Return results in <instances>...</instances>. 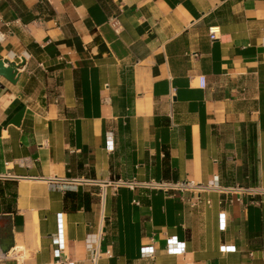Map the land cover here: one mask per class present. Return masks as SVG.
Segmentation results:
<instances>
[{
	"label": "crops",
	"instance_id": "0c3cea01",
	"mask_svg": "<svg viewBox=\"0 0 264 264\" xmlns=\"http://www.w3.org/2000/svg\"><path fill=\"white\" fill-rule=\"evenodd\" d=\"M0 59V264H264V0H0Z\"/></svg>",
	"mask_w": 264,
	"mask_h": 264
},
{
	"label": "built area",
	"instance_id": "2783aa9c",
	"mask_svg": "<svg viewBox=\"0 0 264 264\" xmlns=\"http://www.w3.org/2000/svg\"><path fill=\"white\" fill-rule=\"evenodd\" d=\"M209 37L210 39L215 38V33H216V28L215 27H210L209 28ZM205 78L204 76H200L198 80V85L199 87H205ZM55 101L59 99V94H56L54 96ZM123 183V182H122ZM127 183V182H125ZM154 188L163 190L165 192H170V191H191L193 194L197 195V199H199L200 195L214 187H217V182L216 181H208L207 183H201V182H195L190 179H183V180H177V181H153L150 182ZM225 191L229 192L231 191L230 188H225ZM241 191H245L251 196L254 195H259L262 196L264 195V187L260 188H241ZM135 203H138L136 200ZM219 226L221 229L224 228V215L223 213L219 214ZM61 233H62V225H61V217L58 215V232L56 233L55 236V243L57 244L56 248V254H61L63 251V243L61 239ZM166 248L167 251L173 252V253H181L183 252V242L177 241V240H172L168 239L166 241ZM89 250L90 258L93 259L92 257L96 254L95 249H93L91 246L87 247ZM148 254H151V251H149ZM66 259V255H65Z\"/></svg>",
	"mask_w": 264,
	"mask_h": 264
},
{
	"label": "water",
	"instance_id": "95a60500",
	"mask_svg": "<svg viewBox=\"0 0 264 264\" xmlns=\"http://www.w3.org/2000/svg\"><path fill=\"white\" fill-rule=\"evenodd\" d=\"M13 74H14L13 65L10 64L9 62L7 63V61L5 62L0 59V75L12 81Z\"/></svg>",
	"mask_w": 264,
	"mask_h": 264
},
{
	"label": "trees",
	"instance_id": "16d2710c",
	"mask_svg": "<svg viewBox=\"0 0 264 264\" xmlns=\"http://www.w3.org/2000/svg\"><path fill=\"white\" fill-rule=\"evenodd\" d=\"M80 199L81 197H80V192L79 191H77V192H74V191H66L65 193H64V202H65V205L67 204L68 205V202L70 203H72L71 204V206H74L73 205V200L74 199Z\"/></svg>",
	"mask_w": 264,
	"mask_h": 264
}]
</instances>
